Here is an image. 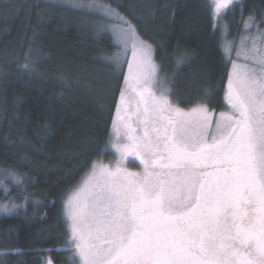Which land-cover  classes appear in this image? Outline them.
Returning a JSON list of instances; mask_svg holds the SVG:
<instances>
[{
    "label": "trees",
    "instance_id": "trees-1",
    "mask_svg": "<svg viewBox=\"0 0 264 264\" xmlns=\"http://www.w3.org/2000/svg\"><path fill=\"white\" fill-rule=\"evenodd\" d=\"M83 1L109 5L151 43L182 106L225 107L222 32L236 40L248 17L264 26V0H231L218 15L213 0ZM107 21L57 0H0V169L23 180L0 185V198L20 206L0 214V264H77L63 199L95 159L113 155L106 144L124 85Z\"/></svg>",
    "mask_w": 264,
    "mask_h": 264
},
{
    "label": "snow or ice",
    "instance_id": "snow-or-ice-1",
    "mask_svg": "<svg viewBox=\"0 0 264 264\" xmlns=\"http://www.w3.org/2000/svg\"><path fill=\"white\" fill-rule=\"evenodd\" d=\"M230 4L213 0L214 12ZM118 39L138 58L126 83L139 99L106 144L118 153L115 164L95 162L65 202L80 264H264V32L238 50L246 62H232L230 110L214 121L205 104L173 105L151 46L130 24ZM128 157L142 173L127 171Z\"/></svg>",
    "mask_w": 264,
    "mask_h": 264
},
{
    "label": "rangeland",
    "instance_id": "rangeland-1",
    "mask_svg": "<svg viewBox=\"0 0 264 264\" xmlns=\"http://www.w3.org/2000/svg\"><path fill=\"white\" fill-rule=\"evenodd\" d=\"M60 2H64L67 4H71V5H77V6H84V7H88L91 10L102 14L105 16V18L108 20L105 27L108 28V30H110V32L113 35L114 41L117 44V48L115 51V56L117 57L119 56L120 58V63H122V61H125V76H124V85L119 93L118 96V100H117V109H116V114H117V110L119 107V115L117 116V120L115 121V116L113 117V123L115 122V124L113 125V133L115 130V127L120 124L121 119H120V112L121 114L123 113L124 115H126L125 109H127V112L129 113H134L136 112V110L134 111V106H133V102L136 101V103L138 102V96L136 95V93L134 91H132L129 87L128 84L126 83V80H130L131 77L134 75V73L136 72V67H137V62H138V58H134L132 55V51H131V44L129 43L127 48V54L125 55L124 53V45L121 43L120 39H118V32L123 29L126 30L128 28V25L130 24L122 14H120L117 10L113 9L112 7H110L109 5H105L101 2H97V1H83V0H57ZM253 19V18H252ZM254 23H251V25H249V17L247 19H245L242 23V30L239 33L238 37L236 40L234 39H230L227 37L226 32L223 31L222 32V41H221V47L223 52L225 53L226 57H229L230 60V73L232 72V62H237V63H245L246 61L243 60V58H239L237 56V52L239 49H241L242 47H247L250 48L252 46V41L250 39H248L249 36H254L257 33V29L259 28V30L261 32H264V26H260V24L258 22H256L253 19ZM132 26V29L134 30L135 33V37L138 38L139 41H143L144 43H146L147 45L151 46L152 49V60L154 61V63L158 66L157 61L154 58V54H153V48L151 43L142 38L138 32L135 30V28L133 27L132 24H130ZM243 41V44H242ZM247 63L251 64V61H247ZM129 64L132 65L131 71L129 69ZM158 72H159V67H158ZM160 75V74H159ZM166 79V78H165ZM168 82V86L170 88V81L168 79H166ZM229 81V79H228ZM124 91L125 93V101H121V92ZM169 99L170 101L173 103V105L175 107H178L180 109H183L185 111H188L189 109H191L192 107L196 106L199 103L205 104L209 110H210V118L214 121L216 117H218L219 113L221 112H228L230 109L229 107L226 105L225 107H222L220 109H213L210 108L205 101H197L193 104L187 105V106H182L180 104H178L176 101H174L171 96L169 95ZM214 114V115H213ZM133 123H135V116H133ZM214 124H213V130H214ZM112 133V135H113ZM210 139V138H209ZM114 150V149H113ZM118 153L113 152V155L110 156L108 159H95L92 162V165L95 162H102L105 165H110L113 166L115 164V161L118 159ZM91 165V166H92ZM124 167L127 169V171L132 172V173H142L143 171V165L140 164L139 160L136 159L135 157H128L127 160L124 163ZM92 168V167H90ZM91 171V169H89L88 173ZM10 171L9 170H4V169H0V185L3 181L4 178H7L9 180H12V177H10L8 175ZM86 177V176H85ZM84 177V178H85ZM84 178L77 183L74 187H72L71 189H69L63 199V207L65 210V202L69 196V194L75 189L77 188V186H79L82 181L84 180ZM0 205H6L8 209H10L9 211H3L0 210V214H6V213H13L15 211H18L19 207L17 204L11 202L9 199H5V196L0 198ZM13 205H16L17 207L15 209H13ZM66 214V211H65ZM67 220H68V225H69V232H70V221L67 217V214L65 215ZM70 240H71V232L69 234ZM72 245V250L71 253H73V255L76 257L77 260V264H80V259L78 254L76 253L75 250V244L71 243Z\"/></svg>",
    "mask_w": 264,
    "mask_h": 264
}]
</instances>
